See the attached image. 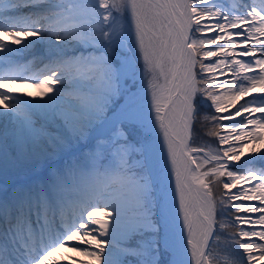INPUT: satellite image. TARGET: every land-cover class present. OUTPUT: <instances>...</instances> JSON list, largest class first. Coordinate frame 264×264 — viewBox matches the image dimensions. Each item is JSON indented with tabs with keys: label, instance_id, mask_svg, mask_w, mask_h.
<instances>
[{
	"label": "snow or ice",
	"instance_id": "snow-or-ice-1",
	"mask_svg": "<svg viewBox=\"0 0 264 264\" xmlns=\"http://www.w3.org/2000/svg\"><path fill=\"white\" fill-rule=\"evenodd\" d=\"M0 264H264V0H0Z\"/></svg>",
	"mask_w": 264,
	"mask_h": 264
},
{
	"label": "bare ground",
	"instance_id": "bare-ground-1",
	"mask_svg": "<svg viewBox=\"0 0 264 264\" xmlns=\"http://www.w3.org/2000/svg\"><path fill=\"white\" fill-rule=\"evenodd\" d=\"M13 87L15 88V91L17 93H21V92H27L29 94L28 98H33V91H32V87L28 86V85H13ZM255 95V94H254ZM71 253H68L67 251H64L60 254V256L57 257V259H60V257L62 256L64 258V260H67L68 256H70Z\"/></svg>",
	"mask_w": 264,
	"mask_h": 264
},
{
	"label": "rangeland",
	"instance_id": "rangeland-1",
	"mask_svg": "<svg viewBox=\"0 0 264 264\" xmlns=\"http://www.w3.org/2000/svg\"><path fill=\"white\" fill-rule=\"evenodd\" d=\"M33 89H32V91H33V97H35V98H39V90L38 89H36L35 87H32ZM206 140H207V142L209 143V144H212V140H211V138H205ZM214 146V145H213ZM246 151H247V149H246ZM218 191H220V190H217V192Z\"/></svg>",
	"mask_w": 264,
	"mask_h": 264
}]
</instances>
